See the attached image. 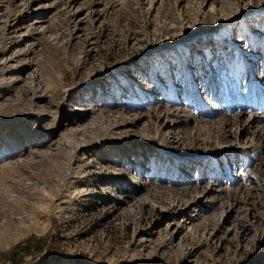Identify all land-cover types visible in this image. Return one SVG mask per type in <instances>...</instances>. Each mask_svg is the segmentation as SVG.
I'll use <instances>...</instances> for the list:
<instances>
[{
    "label": "rangeland",
    "instance_id": "1",
    "mask_svg": "<svg viewBox=\"0 0 264 264\" xmlns=\"http://www.w3.org/2000/svg\"><path fill=\"white\" fill-rule=\"evenodd\" d=\"M141 129L156 171L124 207L117 164ZM96 142L106 160L83 153ZM198 153L216 192L180 242L165 216L198 165L173 166ZM187 247L201 264H264V0H0V264H186Z\"/></svg>",
    "mask_w": 264,
    "mask_h": 264
},
{
    "label": "bare ground",
    "instance_id": "2",
    "mask_svg": "<svg viewBox=\"0 0 264 264\" xmlns=\"http://www.w3.org/2000/svg\"><path fill=\"white\" fill-rule=\"evenodd\" d=\"M208 9H214V5H210ZM77 10V9H76ZM96 10V9H95ZM91 11V10H90ZM94 11V10H93ZM92 11V14H90L91 12H89L88 14H90V18H92V21H97L98 20V16H95L94 15V12ZM88 12V11H86ZM96 12V11H95ZM30 15V23H31V26L33 27L32 29H43L44 28V23L45 21H47V18L44 19V17H46V15H44L43 13H32L30 12L29 13ZM76 14V13H75ZM74 14V15H75ZM78 15V14H77ZM97 15V14H96ZM88 16V15H87ZM81 20L82 18L81 17H78L76 19V22L78 23V25L81 24ZM14 23V22H13ZM46 25V24H45ZM29 29V28H28ZM33 31V30H32ZM31 31V32H32ZM218 34H221V31L218 30L217 32ZM27 34V33H26ZM209 34V32H208ZM191 36H194V32H192L190 34ZM21 36H22V33H21ZM25 36V35H24ZM26 38V37H24ZM202 40L204 41H208L204 38H206V33L203 32L202 33V36H201ZM195 40H193L194 42ZM229 42H232L233 40L231 39H228ZM196 56V55H195ZM182 58V57H181ZM184 58V57H183ZM185 60L183 59V64L181 66V68H183L185 71L183 73V75H188L190 77V79L188 80H185V84L187 85V83H189L188 85L190 86V88L193 87V89L195 88L196 86V90H195V95L196 97H199L200 95V100H203V98L205 99L206 97H203L205 95V91L204 88H205V85H206V81H205V76L202 77V80L204 81L203 83L204 84H201L200 83V86L199 84H194L195 81H194V78L193 76H195V74H198V70L196 67H194V71H190L189 70V66L187 65V63L184 62ZM262 81V79L260 80ZM194 85V86H193ZM175 86V85H174ZM172 85V87H174ZM199 88H203L202 92L200 90H198V87ZM211 86V85H210ZM175 89V87H174ZM206 89H207V86H206ZM174 93H175V90H174ZM166 116V115H165ZM169 116V115H168ZM135 117V116H134ZM167 117V116H166ZM142 117L141 115L140 116H136V120H140ZM176 119V118H175ZM167 120V119H166ZM169 120V119H168ZM164 121V120H163ZM170 121V120H169ZM171 121H173V125H175V129L172 128L169 124H172L170 123ZM169 123H166L165 126H167V133L168 134H171V137L172 138H175L177 137L178 133H177V130L176 129H179L177 128L178 126V122L175 121V120H172ZM74 122V121H73ZM165 124V123H164ZM162 125V124H160ZM157 127V126H156ZM155 127V128H156ZM160 127V126H159ZM159 129V128H158ZM158 129L157 131L155 132H158ZM181 129V128H180ZM135 129H131L129 132L132 134V132H134ZM137 132H139V135L138 133H136L134 136V139H131V140H127L129 143V147L130 149H132V156H127L125 158L124 156V159H125V162H122V161H118V166H119V169H120V175L122 178L119 179L118 181V184L116 185L117 187V191H118V195H117V199L120 200V203L126 207V206H131V203H135L136 201V198L135 196L138 194L139 191H141L144 187L145 184H143L144 182H142V179L143 177H149L153 171H156L155 170V166H154V162L152 160V156H157L159 154V143L156 142V140H154V136L151 135V137H149L150 135L146 136V132L141 129V130H136ZM162 131V130H161ZM183 131V130H182ZM181 131V132H182ZM162 133V132H161ZM159 133V134H161ZM184 133V131H183ZM182 134V133H181ZM180 135V134H179ZM121 137V136H120ZM162 137V136H161ZM170 137V136H169ZM179 137V136H178ZM177 137V138H178ZM176 138V139H177ZM183 138V137H182ZM122 142L123 140L125 139H121ZM158 140V139H157ZM174 141V140H173ZM180 141V140H179ZM231 143V142H229ZM41 142H38L37 145H40ZM128 144V143H127ZM232 144V143H231ZM42 145V144H41ZM230 145V144H229ZM4 146V145H3ZM176 146V145H175ZM179 146V145H178ZM145 147V149L143 150L142 148ZM197 147V146H196ZM6 148V146L4 147ZM81 148L83 149V153L85 152H90V154L92 155H97L99 154L100 155V158L102 160H106L107 157L109 155H107L106 152L103 153V148H104V145L99 143V142H96L94 143L93 145H83L81 146ZM195 149V148H194ZM234 150H237V149H234L232 147H230V149L227 151L228 152V156L229 155H232L233 151ZM126 151V150H125ZM226 152V153H227ZM223 154V153H222ZM117 154L115 153V155H113V158H115ZM125 155V154H124ZM215 155V154H214ZM213 156V155H212ZM217 156V155H216ZM223 158L225 156V154L221 155ZM98 157V156H97ZM112 157V156H110ZM170 157V156H169ZM206 157V156H205ZM210 157V155L208 156ZM121 158V157H120ZM112 159V158H111ZM150 160L147 162H145L146 160ZM210 159V158H209ZM212 159V158H211ZM115 160V159H114ZM181 161V160H180ZM95 162V161H94ZM205 162L206 160L199 156V153L197 155L196 158H193L191 159L190 161H188V163L184 166H173L174 168V172H178L179 174L180 173H188L190 170L189 166H192L194 163H197V167H196V174H195V179H196V182H197V186L196 187V190H195V193L193 195V197L191 198L190 197L189 199L186 200V202L184 203V205L181 207V208H178L177 210V213L172 215V220H171V215L169 216H165V219H166V224H165V229L167 230V232L169 234H173L172 236H177L178 234H181V239L179 240L180 242L181 241H184L186 239V228H188L189 230L192 229V222L193 220H196L194 219L195 217L198 216L199 212L201 211V209L203 208V203L205 202V199L208 195H211L213 194V192H216L215 190V187H216V182H212L210 181V179H208V177H205L203 176V173H204V169H203V166L205 165ZM110 163V162H109ZM186 163V162H185ZM217 163V162H216ZM221 164V166L223 167L222 169L219 168L218 171L220 172V175L218 176L219 178H221V176L223 175V173L225 172V170L227 169V167H229V164H231V162H229V160L227 161L224 160V161H221L219 162ZM159 164V163H158ZM189 164V165H188ZM162 166V165H161ZM233 166V165H232ZM193 167V166H192ZM220 167V166H219ZM159 168V166H158ZM123 170V171H122ZM211 170V169H210ZM119 171V170H118ZM114 172V171H113ZM213 172V171H212ZM218 172V173H219ZM127 175L130 176V179L131 181L129 182H126V178H127ZM237 176V175H236ZM234 177V176H233ZM108 178V177H107ZM214 178V177H213ZM117 179V178H116ZM215 180V179H214ZM126 182V183H125ZM107 183H109V181H107ZM114 183V182H113ZM233 183H234V180H233ZM217 189V188H216ZM194 191V190H193ZM217 194V193H215ZM141 196V195H140ZM144 196V195H143ZM192 196V195H191ZM139 197V196H137ZM187 197V198H188ZM141 197H139L140 199ZM142 199V198H141ZM140 199V200H141ZM186 199V198H185ZM208 200V199H207ZM142 201V200H141ZM180 201V200H179ZM137 202V201H136ZM205 204V203H204ZM134 205V204H133ZM178 205V204H177ZM203 210V209H202ZM206 210V209H205ZM178 217H180L178 219ZM200 217H198L197 219H199ZM188 230V231H189ZM187 231V232H188ZM184 232V233H183ZM190 232V231H189ZM139 235V233L137 234ZM136 235V236H137ZM168 235V234H167ZM170 237V236H169ZM172 239V237H171ZM139 240H143V239H139ZM144 243V242H143ZM182 243H185V242H182ZM144 245H146L144 243ZM186 253L187 255L186 258H185V263L186 264H201L202 263V259L200 258V256H198L194 250H192L191 248L187 247V250H186ZM185 253V254H186ZM258 259V258H257ZM256 259V256L255 254L253 255L252 257V260L247 263V264H257L258 263V260ZM205 263V262H204ZM212 263H215L216 264V261L213 260Z\"/></svg>",
    "mask_w": 264,
    "mask_h": 264
}]
</instances>
